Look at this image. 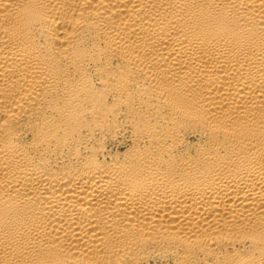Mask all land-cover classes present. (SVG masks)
Returning <instances> with one entry per match:
<instances>
[{
    "label": "bare ground",
    "instance_id": "1",
    "mask_svg": "<svg viewBox=\"0 0 264 264\" xmlns=\"http://www.w3.org/2000/svg\"><path fill=\"white\" fill-rule=\"evenodd\" d=\"M0 264H264V0H0Z\"/></svg>",
    "mask_w": 264,
    "mask_h": 264
}]
</instances>
